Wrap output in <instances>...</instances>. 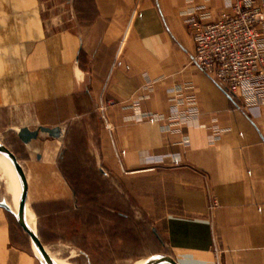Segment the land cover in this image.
<instances>
[{
    "label": "crops",
    "instance_id": "0c3cea01",
    "mask_svg": "<svg viewBox=\"0 0 264 264\" xmlns=\"http://www.w3.org/2000/svg\"><path fill=\"white\" fill-rule=\"evenodd\" d=\"M67 3L74 13L46 15L41 0H0V127L16 136L58 128L56 143L68 127L88 136L83 105L96 103L98 128L83 149L97 152L103 176L160 184V203L149 186L146 196L172 260L264 264V96H229L200 72L186 27L190 16L214 21L232 0ZM52 144H23L25 206L44 248L78 209ZM11 212L0 207V264H41L15 237Z\"/></svg>",
    "mask_w": 264,
    "mask_h": 264
},
{
    "label": "rangeland",
    "instance_id": "374dc122",
    "mask_svg": "<svg viewBox=\"0 0 264 264\" xmlns=\"http://www.w3.org/2000/svg\"><path fill=\"white\" fill-rule=\"evenodd\" d=\"M41 1L46 15L50 10L64 15H70L71 10L74 13L75 8L67 3L68 0ZM96 106L93 102L83 105L91 115L81 120L88 123L85 130L92 141L98 128ZM71 130V127L66 128L58 143L46 134L40 133L37 137L39 142L53 143L57 167L74 190V203L78 206L77 211L66 215L64 238L45 246L50 258L68 264H136L148 258L170 257L161 217L155 213L153 201L148 199L150 196H146V186H149L160 203V184L145 182L144 176H103L102 167L97 164V152L83 149L88 137L83 135L84 130L80 125L73 134ZM0 146L13 153L25 175L29 166L28 151L16 134L0 127ZM11 166L8 163L11 168L8 174L0 169V198L6 200L11 197L12 183L15 196L20 193ZM10 216L18 233L15 237L30 245L29 237L17 225L16 218ZM25 221L28 224L26 215ZM70 222L72 227L69 228Z\"/></svg>",
    "mask_w": 264,
    "mask_h": 264
},
{
    "label": "built area",
    "instance_id": "2783aa9c",
    "mask_svg": "<svg viewBox=\"0 0 264 264\" xmlns=\"http://www.w3.org/2000/svg\"><path fill=\"white\" fill-rule=\"evenodd\" d=\"M195 41L191 62L226 94L264 96V0H232L210 23L190 16ZM109 128V126H107Z\"/></svg>",
    "mask_w": 264,
    "mask_h": 264
},
{
    "label": "water",
    "instance_id": "95a60500",
    "mask_svg": "<svg viewBox=\"0 0 264 264\" xmlns=\"http://www.w3.org/2000/svg\"><path fill=\"white\" fill-rule=\"evenodd\" d=\"M40 133L47 134L51 138H59V136H60V132H59L58 128L40 127L34 131H30L28 129L22 128L17 132V137L23 144H28L30 141L35 140ZM0 153L5 154L11 160L12 165H13L16 173L18 174V177H19V179L21 181V185H22L21 196H20V200L18 203V213L16 216L17 225L29 237L30 241L38 248V250L41 253L46 264H54L52 262V259L50 258V256L46 252L44 246L41 244L40 240L38 239L37 235L32 233L26 227L25 222H24V209H25V204H26L27 184H26V178H25L24 172L22 170V167L20 166V164L16 160L13 153L10 152L8 150V148H6L5 146H0ZM0 207L4 208L8 212H11L10 208L4 203H0ZM161 262H166L168 264H177L174 260H172L168 256L158 258L157 260H153L147 264H159Z\"/></svg>",
    "mask_w": 264,
    "mask_h": 264
},
{
    "label": "bare ground",
    "instance_id": "6f19581e",
    "mask_svg": "<svg viewBox=\"0 0 264 264\" xmlns=\"http://www.w3.org/2000/svg\"><path fill=\"white\" fill-rule=\"evenodd\" d=\"M5 162H8L12 165V162L11 160L5 155V154H1L0 153V169L2 168V166L5 164ZM13 167V165L11 166ZM14 169V167H13ZM14 172L17 176V179H18V183H19V187H20V193H19V197L16 198V199H12L10 198L9 200H6V199H2L0 198L1 201H3L6 205H9V204H13L15 206V208L17 209L16 210V213H12L11 214L16 218L17 216V213H18V203H19V200H20V196H21V191H22V185H21V182H20V179L18 177V174L16 173L15 169H14ZM28 214L29 218H30V222H28V224L26 223L25 221V218H24V222H25V225L26 227L34 234H36V232L34 231L35 229V220H34V216L33 214L31 213V211L25 206V209H24V216ZM27 216V215H26ZM31 245H32V251H33V254L35 255V257L41 262V264H46V262L44 261L41 253L39 252L38 248L31 242ZM158 258L155 257V258H148L146 260H143L141 262H138L136 264H147L153 260H157ZM52 262L54 264H68V263H64V262H54L52 260ZM159 264H168L166 262H161Z\"/></svg>",
    "mask_w": 264,
    "mask_h": 264
}]
</instances>
